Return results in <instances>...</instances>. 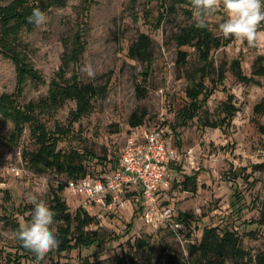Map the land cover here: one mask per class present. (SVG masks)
<instances>
[{
	"label": "rangeland",
	"instance_id": "obj_1",
	"mask_svg": "<svg viewBox=\"0 0 264 264\" xmlns=\"http://www.w3.org/2000/svg\"><path fill=\"white\" fill-rule=\"evenodd\" d=\"M10 1L0 0L1 4ZM158 1L94 0L87 18L86 46L77 69L82 81L97 87L106 85L104 95L78 118L74 117L76 103L69 98L50 110L36 111L51 130L55 125L69 126L70 132L56 148L83 153L75 161L82 162L91 175L101 176L119 158L131 127L129 115L145 110V122L162 127L166 142L178 153L168 172L170 188L160 203L173 208V225L166 221L158 225L146 223L140 196L131 198L121 212L93 208L91 212L101 217L93 216L83 230L97 231L101 243L48 254L39 264H146L148 258L152 264H162L169 254L177 258L178 264H192L189 245L198 243L203 228L210 226L233 230L244 250L237 263L227 260L225 264H264V167L254 169L255 164L264 162V134L259 131V126L264 125V85L242 82L230 68L232 60L238 59L242 71L249 74L259 56L264 62V41L253 48L234 40L212 48L209 59L215 67L224 66V79L211 83L209 78L214 74L204 78L211 91L202 112L187 118L184 109L190 98L186 89L200 79L198 69L203 62L193 46H178L175 37L189 23L185 10L192 13V9L165 0L168 8L159 19L162 10ZM82 2L67 0L64 6H51L45 12L47 24L19 31L22 49L42 77L41 81L25 82L21 103L48 96L49 82L61 64L64 41L71 40L81 17ZM224 18L222 13L209 17L214 35L222 37L218 24ZM141 33L150 39L149 62L129 55L131 43ZM179 50L187 53L182 64L177 62ZM86 64L96 71L95 79L81 71ZM65 76H70L69 70ZM15 85L14 65L0 55V94L13 92ZM227 104L234 106L233 114L227 111ZM205 119L217 126H205ZM12 132L13 122L0 113V264H37L33 253L22 255L15 237V223L31 218L33 205L29 197L36 196L50 206L52 191L57 190L72 217L71 242L78 234L74 217L78 197L67 188L58 190L70 176L54 169L39 171L23 155L38 147L28 123L20 134ZM184 174H196L194 190H183L178 184ZM237 196L241 209L235 211L232 201ZM179 213H185L187 218L176 226ZM54 221L52 227L57 235L65 223Z\"/></svg>",
	"mask_w": 264,
	"mask_h": 264
},
{
	"label": "trees",
	"instance_id": "obj_2",
	"mask_svg": "<svg viewBox=\"0 0 264 264\" xmlns=\"http://www.w3.org/2000/svg\"><path fill=\"white\" fill-rule=\"evenodd\" d=\"M66 2L67 0H11L7 4H1L0 2V55L11 60L16 74L14 91L0 94V113L13 122L12 134L14 135L22 132L24 124H29L30 134L38 145L34 151H24L23 155L27 156L31 165L39 171L54 169L56 172L66 173L72 178L84 175L87 172L81 164L82 162L75 161L83 153L78 152V150L66 153L56 148L57 143L68 135L70 127L55 125L54 129L51 130L39 119L36 110L37 108H40L39 112L42 109L50 110V108H55L62 100L69 98L73 99L76 103L74 117L78 118L82 114H87L92 109L95 100L104 95L106 85L97 87L90 82L82 81L77 69V64L86 46L87 18L90 6L94 3V0H83L82 2L80 9L81 17L77 20L76 30L71 40L65 39L64 41L61 64L55 77L49 82L48 96L38 101L30 100L25 103L19 101L23 85L28 79L42 80L41 75L29 62L26 53L22 49L21 41L18 38L19 31L22 28L26 30L32 29L33 24L28 23L27 17L31 15L33 8H39L46 12L51 6H64ZM173 2L175 4L190 6L189 0H173ZM158 7L162 10L158 16L161 19L164 17V9L168 8L165 6V0H159ZM185 12L189 17V23L183 26L175 37L177 45L188 44L193 46L198 51L199 58L203 62L202 66L198 69L200 79L194 83L193 87L186 89V95L190 98V103L184 109V114L187 118L192 119L202 112V106L207 99L208 93L211 91L204 84V78L214 74V77L209 78L211 83L220 82L224 79V66L215 67L209 59V52L212 48L229 43L231 39H224L221 36L214 35L213 28L209 23L204 29L196 28L191 11L186 9ZM129 55L134 59L149 62L151 59L149 37L143 33L139 34L136 41L132 42L129 47ZM186 55L185 51L179 50L177 62L182 64L185 61ZM230 68L238 80L264 85V62H262V56L257 58L256 64L252 67L249 74H245L242 71L238 59L232 60ZM67 70L70 71L68 78L65 76ZM139 95H143V93ZM226 109L229 114H233L235 110L231 104H227ZM145 116V110H141L139 113L133 111L129 115L128 124L131 127L140 126L145 122ZM200 118L202 117L200 116ZM203 123L205 126H217L215 122L207 119ZM259 131L264 134V125L259 126ZM117 167L118 160L109 171ZM261 167H264V162L254 165V169H260ZM178 184L183 190H194L196 186V174H184L183 180L178 182ZM63 188H65V182L58 186V190H62ZM238 199L237 196L232 201L235 211L241 209L238 206ZM50 207L56 213L54 219L63 221L65 226L61 227L59 234L56 235L60 241L59 247L49 254H60L64 250L77 248L81 245L90 246L95 242L101 243L97 231L83 230V227L92 221L93 216L80 207H78V212L74 216L77 219L76 230L78 234L72 237L74 240L71 242L69 236L72 233V217L57 190L52 191ZM184 218H187V215L179 213L175 220L178 223H182L185 220ZM261 220L264 221V211H262ZM171 222H173V217L171 218ZM15 225L18 229V223H15ZM137 243L139 246L144 245L143 242ZM19 248L22 255L31 253L23 248L21 243L19 244ZM189 249L192 264H225L227 260L237 263L238 258L241 260L244 256V250L239 245L238 236L233 230L228 229L227 226L223 228H219L218 226L204 227L199 242L190 244ZM146 264H152L150 258L147 259ZM162 264H178L177 258L173 254H169Z\"/></svg>",
	"mask_w": 264,
	"mask_h": 264
},
{
	"label": "built area",
	"instance_id": "obj_3",
	"mask_svg": "<svg viewBox=\"0 0 264 264\" xmlns=\"http://www.w3.org/2000/svg\"><path fill=\"white\" fill-rule=\"evenodd\" d=\"M177 155V150L166 142L163 128L144 122L129 128L116 169L101 176L87 172L69 178L65 188L78 197L79 207L91 216L101 217L91 212L93 208L121 212L131 198L140 196L141 214L146 223L158 225L166 221L173 225V208L160 203L170 188L167 172Z\"/></svg>",
	"mask_w": 264,
	"mask_h": 264
},
{
	"label": "clouds",
	"instance_id": "obj_4",
	"mask_svg": "<svg viewBox=\"0 0 264 264\" xmlns=\"http://www.w3.org/2000/svg\"><path fill=\"white\" fill-rule=\"evenodd\" d=\"M189 5L198 29L207 27L209 17L222 13L225 18L218 24V30L224 39L249 48L264 41V0H189ZM48 20L47 14L39 8H33L27 17L28 23L37 27L47 24ZM81 71L89 79H95L96 71L91 64L84 65ZM29 202L33 205L31 218L19 223L15 237L23 248L35 255L39 264L59 247L60 241L52 227L56 213L36 196H30Z\"/></svg>",
	"mask_w": 264,
	"mask_h": 264
},
{
	"label": "crops",
	"instance_id": "obj_5",
	"mask_svg": "<svg viewBox=\"0 0 264 264\" xmlns=\"http://www.w3.org/2000/svg\"><path fill=\"white\" fill-rule=\"evenodd\" d=\"M170 169H171V166H169L168 172L170 171ZM168 172H167V175H168ZM166 191H167V190H166Z\"/></svg>",
	"mask_w": 264,
	"mask_h": 264
}]
</instances>
